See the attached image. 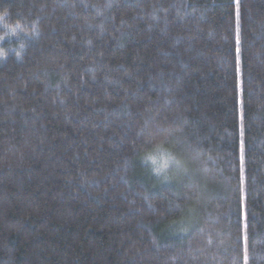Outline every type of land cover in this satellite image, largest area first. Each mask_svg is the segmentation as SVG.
<instances>
[{"label":"trees","instance_id":"1","mask_svg":"<svg viewBox=\"0 0 264 264\" xmlns=\"http://www.w3.org/2000/svg\"><path fill=\"white\" fill-rule=\"evenodd\" d=\"M5 11L0 264H264V0Z\"/></svg>","mask_w":264,"mask_h":264},{"label":"snow or ice","instance_id":"2","mask_svg":"<svg viewBox=\"0 0 264 264\" xmlns=\"http://www.w3.org/2000/svg\"><path fill=\"white\" fill-rule=\"evenodd\" d=\"M235 3L236 5L238 6L239 5V0H235ZM8 15V12L5 11L3 13L2 16H0V20H2L4 17H6ZM5 27H7V25H5ZM4 39H6V37H0V41H3ZM237 42H239V39L237 38ZM239 51V50H238ZM243 103V101H241V104ZM240 148H241V160H243V150H244V143L243 141H241V144H240ZM157 171L159 172V169H157ZM247 219V216H246V210H245V220ZM246 226V225H245ZM245 241L247 240V237L246 236H243L242 237ZM238 239H241V237H238ZM245 260H247V257H245Z\"/></svg>","mask_w":264,"mask_h":264},{"label":"clouds","instance_id":"3","mask_svg":"<svg viewBox=\"0 0 264 264\" xmlns=\"http://www.w3.org/2000/svg\"><path fill=\"white\" fill-rule=\"evenodd\" d=\"M2 15H0V16H2ZM7 27H8L9 32L11 34H16L17 29L19 28V25H16V26H9V25H7ZM0 37H3V36H0ZM0 55H5V53L3 52V50H0Z\"/></svg>","mask_w":264,"mask_h":264}]
</instances>
